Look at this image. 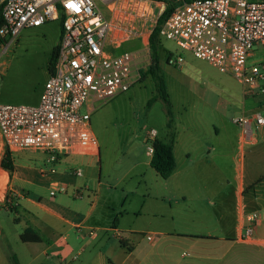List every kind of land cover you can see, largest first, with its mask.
I'll return each instance as SVG.
<instances>
[{"label":"rangeland","instance_id":"374dc122","mask_svg":"<svg viewBox=\"0 0 264 264\" xmlns=\"http://www.w3.org/2000/svg\"><path fill=\"white\" fill-rule=\"evenodd\" d=\"M59 39L58 21L24 28L20 32L0 57L1 103L38 102L41 87L48 78L51 50ZM122 48L143 52L144 46L139 39H134ZM252 53L250 61L264 63V45H254ZM157 56L166 83L173 130L182 141L175 149L177 164L181 166L185 160L183 145L198 136L200 146L188 150L194 158L195 169L197 165L205 164L208 168L204 191L210 196H222L224 210L231 212L235 175L240 168L252 169L251 150L261 144L242 143L244 155L240 158L241 127L232 119L250 118L251 130L260 139L262 130L256 125L254 115L259 113L264 118V95L249 93L248 87L233 75L220 72L173 40L159 37ZM178 56L182 58L178 64L167 62L168 57ZM148 65L149 61L139 81L92 111L90 122L97 140V155L71 154L68 160L54 164L53 178L62 183L65 191L57 193L53 200L71 204L82 215L89 212L85 224L95 227L98 236L82 239L73 228L56 233L57 236L61 234L59 237L66 234V243L63 241L61 245H70L59 255L56 249L47 248L46 241L24 243L19 235L25 221L23 218L15 220L24 209L16 210L2 203L3 197H9V187L22 194L25 190L15 186L21 185L29 189L34 198H41L43 204L56 207L49 195L48 180L37 174V169L44 163L43 154L32 150L12 152L14 171L19 173L31 168L34 180L32 184H26L14 177L13 183L10 179L7 181L6 174L0 169V264H16L15 258L18 264H82L88 256L118 249L119 240L112 234L114 232L108 231L113 224L131 243L140 242V245L148 241L145 233H151L154 240L161 241L162 231H173V214L191 205L196 190L189 187L183 193L175 184L178 174L163 179L149 165L146 133L153 129L155 138L167 141L168 130L165 105L156 96L154 82L146 73ZM78 169L80 175L71 173ZM254 171L264 173V165H256ZM223 179L229 183L222 185L220 180ZM184 196L186 201H183ZM183 250L190 252L185 248L176 250L177 259L191 256L189 253L181 257ZM76 254L77 257L71 259Z\"/></svg>","mask_w":264,"mask_h":264},{"label":"built area","instance_id":"2783aa9c","mask_svg":"<svg viewBox=\"0 0 264 264\" xmlns=\"http://www.w3.org/2000/svg\"><path fill=\"white\" fill-rule=\"evenodd\" d=\"M168 1L173 6L159 37L233 75L249 93L264 95V63L249 60L254 45H264V0ZM165 7L164 0H0V57L24 28L49 21L60 24L53 71L38 102H0V160L5 150L38 151L44 161L38 174L49 178L55 173L54 164L68 154L97 153L90 115L139 81L149 61V35ZM134 39L140 40L143 52L122 48ZM181 60L180 56L167 58L169 64ZM1 68L0 62V77ZM232 120L242 127L245 138L253 137L245 128L250 119ZM254 121L264 125L259 113ZM155 137L153 129L145 135L147 154L153 152ZM49 184L51 197L65 191L58 180ZM8 196L2 203L17 206L21 194L9 187ZM257 221L256 214L247 216L241 240L253 239ZM145 238L153 240L154 235L145 233Z\"/></svg>","mask_w":264,"mask_h":264},{"label":"crops","instance_id":"0c3cea01","mask_svg":"<svg viewBox=\"0 0 264 264\" xmlns=\"http://www.w3.org/2000/svg\"><path fill=\"white\" fill-rule=\"evenodd\" d=\"M158 63L160 66L159 60ZM47 72L49 76L48 65ZM245 128L251 131L253 137L251 139L245 138L242 127L240 128V158L244 155L242 143L247 142L251 145L261 142V144L259 148L251 150L252 169L245 171L244 167L240 168L235 175L233 187L234 207L231 212L224 210V198L222 196H210L204 191L208 182L205 177L208 168L205 164L202 166L197 165L198 168L195 169L194 158L188 150L192 147L198 148L200 138L198 136L192 137L190 143L183 145V149H186L185 160L181 162V166H178L175 149L176 146L180 147L182 141L179 135L174 132L173 154L176 167L166 179L178 174L175 180L176 186L183 193H186L189 187L194 188L196 194L191 197V205L173 214L175 217L173 231H162L161 241L153 239L148 240L144 245H140V242L137 244L131 243L113 224L108 231L114 232L112 234L119 240L118 249L88 256L82 264H264V173L254 171L256 165H264L262 164L264 162V125L258 126L262 130L260 139L251 130V122L246 124ZM71 154L97 155V153L84 154L78 151L68 154L61 161L68 160ZM148 155L150 159L151 154ZM3 173L6 174L7 181L10 179L13 182V178L17 177L23 183L32 184L34 180L31 168L23 169L19 173L14 171L10 177L5 170H3ZM3 173L1 174L2 177ZM54 175L55 173L49 175V178H42L38 174L40 178L48 180L49 190L50 180H57L53 178ZM220 182L222 185L229 183L226 179L220 180ZM15 186L25 190V193H22L18 199L17 206H15L16 210L22 207L24 212L17 215L15 220L20 221L23 218L25 221L23 230L26 228L32 229L40 236L39 241L22 240L24 243H42L46 241L47 248L56 249L59 255L64 253L70 245H61L66 240V234L59 237L61 234L57 236L56 233L67 232V230L73 228L82 239H94L98 236L95 227L85 224L89 218V212L82 215L67 202H55L53 200L55 196L51 197V201L54 202L56 208H51L43 204L41 198H34L29 189L23 188L21 185ZM186 199V196H184L183 201H186ZM252 214L258 216L253 239L243 241L240 237L244 226L247 224V216ZM184 248L189 249L190 252H184L183 250L181 257L184 258L189 253H191V256L187 259H177L176 250ZM76 257L77 254L73 255L71 259ZM15 261L18 264L16 258ZM63 262H65L64 258Z\"/></svg>","mask_w":264,"mask_h":264},{"label":"trees","instance_id":"16d2710c","mask_svg":"<svg viewBox=\"0 0 264 264\" xmlns=\"http://www.w3.org/2000/svg\"><path fill=\"white\" fill-rule=\"evenodd\" d=\"M187 1V0H186ZM166 7L161 13L157 22L149 35V65L146 69V73L151 77L154 82L155 89L157 92V97H159L164 105L167 115L166 127L168 130L169 138L167 141L160 140L155 138L152 141L153 152L149 159V165L156 171V173L163 179H166L171 175L176 167V162L173 154V120L172 113L170 110V104L168 99V93L166 88V83L164 76L161 72V68L158 63L157 49L159 46V36L158 31L162 25L165 18L168 16L173 3L168 0H164ZM57 45L53 48L51 56L49 59V72L53 71V62L56 55ZM0 167L5 170L10 176L14 172V161L11 153L8 150H5L4 155L0 160ZM20 239L23 241H39L40 236L32 229H24L20 235Z\"/></svg>","mask_w":264,"mask_h":264}]
</instances>
